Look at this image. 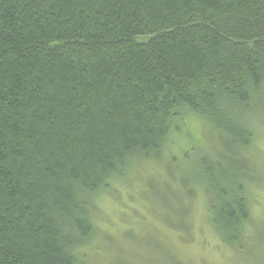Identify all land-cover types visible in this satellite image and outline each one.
Wrapping results in <instances>:
<instances>
[{
	"label": "trees",
	"instance_id": "1",
	"mask_svg": "<svg viewBox=\"0 0 264 264\" xmlns=\"http://www.w3.org/2000/svg\"><path fill=\"white\" fill-rule=\"evenodd\" d=\"M263 109L264 0H0V264H89L96 196L134 159L158 164L188 114L228 166L180 173L242 249L256 223L246 119ZM198 193L184 184L186 213Z\"/></svg>",
	"mask_w": 264,
	"mask_h": 264
},
{
	"label": "rangeland",
	"instance_id": "2",
	"mask_svg": "<svg viewBox=\"0 0 264 264\" xmlns=\"http://www.w3.org/2000/svg\"><path fill=\"white\" fill-rule=\"evenodd\" d=\"M246 122L255 134L247 165L257 178L251 188L256 223L247 230L242 249L220 239L206 195L192 174L180 173L204 157L228 166L219 134L204 119L188 114L175 122L158 164L157 159H134L125 176L112 178L111 187L96 196V230L85 247L88 263L264 264V109ZM168 165L171 171L164 169ZM184 184L199 192L187 213L180 201ZM166 219L175 226L191 223L190 231L172 227Z\"/></svg>",
	"mask_w": 264,
	"mask_h": 264
}]
</instances>
